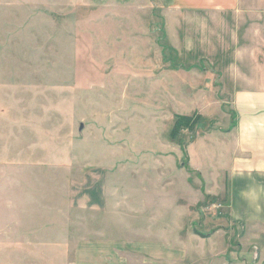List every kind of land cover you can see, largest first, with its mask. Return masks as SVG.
Here are the masks:
<instances>
[{
	"label": "rangeland",
	"instance_id": "obj_1",
	"mask_svg": "<svg viewBox=\"0 0 264 264\" xmlns=\"http://www.w3.org/2000/svg\"><path fill=\"white\" fill-rule=\"evenodd\" d=\"M231 26L172 0H0V264H264L228 219Z\"/></svg>",
	"mask_w": 264,
	"mask_h": 264
},
{
	"label": "crops",
	"instance_id": "obj_2",
	"mask_svg": "<svg viewBox=\"0 0 264 264\" xmlns=\"http://www.w3.org/2000/svg\"><path fill=\"white\" fill-rule=\"evenodd\" d=\"M172 1L193 9L229 11L235 18L236 26H231V122L221 158L226 166L228 219L237 238L264 256V0ZM242 18L252 22L239 25ZM202 154L210 158L205 147ZM138 249V257L152 258H144L148 264L157 258L156 247Z\"/></svg>",
	"mask_w": 264,
	"mask_h": 264
},
{
	"label": "trees",
	"instance_id": "obj_3",
	"mask_svg": "<svg viewBox=\"0 0 264 264\" xmlns=\"http://www.w3.org/2000/svg\"><path fill=\"white\" fill-rule=\"evenodd\" d=\"M196 123L197 120L195 121V119H192L191 117L180 116L179 119L176 120L173 124L172 135H174L178 130L183 128L193 129Z\"/></svg>",
	"mask_w": 264,
	"mask_h": 264
}]
</instances>
